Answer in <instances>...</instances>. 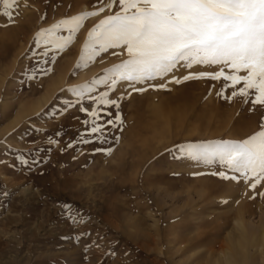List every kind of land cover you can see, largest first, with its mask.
<instances>
[{
  "label": "rangeland",
  "instance_id": "1",
  "mask_svg": "<svg viewBox=\"0 0 264 264\" xmlns=\"http://www.w3.org/2000/svg\"><path fill=\"white\" fill-rule=\"evenodd\" d=\"M96 2L14 4L9 20L4 15V0H0V153L7 152L0 155V264H82V250L70 239L74 226L62 211L64 204L74 213L79 210L90 215L93 234L104 237V247L88 253L89 264H210L208 253L222 249L238 259L237 243H251L252 238L259 241L264 234V196L259 194L264 183L253 190L242 178L222 179L212 174L221 170L218 164L178 159L174 150L184 142L237 140L229 136L226 123L232 112L238 116L248 109H262L252 108L239 96L229 100L217 95L223 91L221 81L191 79L143 93L121 84L116 94L125 97L121 103L123 131L111 154H84L97 144L80 153L60 152L64 141L82 130L73 117L84 118L75 108L52 117L73 99L65 90L92 80L124 56L110 50L75 70L87 32L103 18L100 14L86 17L62 51L53 53L49 45L45 55L43 43H34L35 35L65 18L92 11ZM44 68L50 71L41 73ZM215 70L194 66L191 72ZM187 71L180 68L175 75L182 77ZM237 102L245 107L234 108ZM34 128L47 129V135L62 128L66 135L36 172L13 170L4 161L15 164L13 156L19 153L9 147L27 156L29 150L47 146L45 133H36ZM216 182L218 190L211 193L210 185ZM4 192L10 195L5 197ZM239 204L244 205L245 233L234 222ZM109 242L115 255L105 258ZM246 250V264H264V244H247Z\"/></svg>",
  "mask_w": 264,
  "mask_h": 264
},
{
  "label": "snow or ice",
  "instance_id": "2",
  "mask_svg": "<svg viewBox=\"0 0 264 264\" xmlns=\"http://www.w3.org/2000/svg\"><path fill=\"white\" fill-rule=\"evenodd\" d=\"M12 6L9 0H4V15L9 20L12 19L9 11ZM97 14L103 18L87 32L75 70L87 67L89 62L110 50L113 55L124 58L92 80L65 90L73 99L53 112L52 117L68 114L75 108L84 114V118L73 117L82 130L64 141V146L59 149L62 154L70 150L80 153L91 144H97V147L88 148L84 154H111L112 146L120 139L118 133L123 131L121 103L125 97L123 93L116 94L121 84L133 92L143 93L191 79L221 81L223 91L217 95H224L229 100L239 96L253 108H264V0H110L108 4L97 0L92 11L39 29L34 43H43L45 55L49 45L53 53L62 51L73 41L86 17ZM51 59L55 61V54ZM44 63L47 65L49 61ZM194 66L216 70L193 73ZM180 68L188 70L187 74L176 76L175 72ZM40 71L47 74L50 69ZM229 89L231 96L227 95ZM34 131L45 133L47 146L29 150L27 156L21 150L9 147V151L19 153L13 156L15 164L4 161L13 170L20 168L27 174L36 172L49 161L53 148L66 135L62 128L51 135H47V129L34 128ZM4 144L7 146V138ZM174 150L178 159L218 164L221 170L212 174L222 179L238 181L242 178L253 190L264 183V117L260 130L243 140L184 142L176 145ZM0 155L6 156L7 152ZM36 174L43 175V172ZM259 194L264 196V191ZM3 195L7 197L10 193ZM62 211L74 226L70 239L82 250V264H89L88 253L94 248H103L104 237L99 232L93 234L89 227L90 215L79 210L74 213L68 204H64ZM114 255L115 249L109 242L104 256Z\"/></svg>",
  "mask_w": 264,
  "mask_h": 264
},
{
  "label": "bare ground",
  "instance_id": "3",
  "mask_svg": "<svg viewBox=\"0 0 264 264\" xmlns=\"http://www.w3.org/2000/svg\"><path fill=\"white\" fill-rule=\"evenodd\" d=\"M36 1H38V0H14V2H13V0H10L9 2L10 3H12L13 5L15 4V5H17V6H21V4L23 5L24 3H28L27 5H30V2H36ZM108 3H110V0H108L105 4H108ZM31 7V6H30ZM12 8H13V6H12ZM12 8H11V10H12ZM20 10V9H19ZM33 10H34V8H33ZM10 11V10H9ZM23 11V10H22ZM24 12V11H23ZM12 13H14L13 11H12ZM17 13V12H16ZM28 13V12H27ZM23 14V13H22ZM18 16L19 15H21V13L20 14H17ZM30 16V15H29ZM33 17V16H32ZM230 91V90H229ZM229 91H227V92H229ZM228 95V94H227ZM238 100V99H237ZM40 103V102H39ZM237 103H239V102H237ZM236 103V104H237ZM38 104V103H37ZM36 105V104H35ZM28 106V105H27ZM233 106H234V108H244L245 106H243V103H239V104H237V105H235L234 103H233ZM31 107V106H30ZM259 107V106H258ZM28 108V107H27ZM32 108V107H31ZM30 108V109H31ZM37 107H35V109H36ZM229 108H230V106H229ZM252 108H253V106H252ZM262 108V107H261ZM26 109V108H25ZM258 109V108H257ZM29 111V110H28ZM232 111V110H231ZM24 112V111H23ZM236 111H234V114H237V113H235ZM242 112H243V110H242ZM22 113V112H21ZM232 114H233V112H232ZM232 114H231V116H230V118H229V120H227L228 122H226V123H229V127H227L228 129H229V136L231 137V138H234V139H237V140H243V139H245V138H247L248 136H250V135H252V134H254L255 132H256V130L258 131V130H260V124H261V119H262V117H264V108H262V109H259V110H256V108H255V111L254 110H246L243 114H241V115H238V116H232ZM214 119V118H213ZM225 125H227V124H225ZM228 136V137H229ZM229 139V138H228ZM231 140V139H230ZM147 141V140H146ZM145 142V141H144ZM144 150V149H143ZM136 155H138V154H136ZM141 157V156H140ZM100 158V157H99ZM88 161V160H87ZM130 164V163H129ZM99 176V175H98ZM218 176V175H217ZM93 182V181H92ZM232 182V181H231ZM211 184H213V185H210L209 187H210V192L211 193H213V192H216V190H218V187H219V183H211ZM96 186V185H95ZM203 186H205V185H203ZM206 187V186H205ZM261 187H262V185H260L259 186V189H260V191L262 190L261 189ZM257 188H258V186H257ZM201 189V188H200ZM233 188L230 186V188H229V192H230V190H232ZM264 189V188H263ZM205 190H207L206 188H205ZM257 190V189H256ZM263 191V190H262ZM206 192V191H205ZM204 192V193H205ZM256 192V191H255ZM258 192V191H257ZM212 195V194H211ZM226 195V194H225ZM228 195V194H227ZM255 195H256V193H255ZM258 195V194H257ZM256 195V196H257ZM206 196H208V195H206ZM224 196V195H223ZM250 198V197H249ZM252 198V197H251ZM256 198H258V197H256ZM253 199H254V196H253ZM203 200V199H202ZM252 201H254V200H252ZM208 202V201H207ZM231 202V201H230ZM244 203V202H243ZM246 204V203H245ZM248 204V203H247ZM237 207V206H236ZM245 207H247L246 205H245ZM244 209V205L243 204H239V206L237 207V218L235 219V224H236V226L238 227V229H239V231H242V233H245L246 232V227H245V224H244V221L243 220H241V215H242V210ZM228 216V215H227ZM243 217V216H242ZM243 221V222H242ZM223 222V221H222ZM198 227V226H197ZM262 229V228H261ZM248 230V229H247ZM264 230H262V232H263ZM231 236L232 235V233H228V236ZM247 235V234H246ZM240 236V235H239ZM244 236V235H243ZM253 236H254V234H253ZM243 239V238H242ZM247 240V239H246ZM249 240V239H248ZM257 239H254V238H252L251 239V243H250V241L249 242H247V244L249 245V244H251L252 246H254V247H262L263 246V244H264V234H262L261 235V239H259L258 238V240L259 241H256ZM231 244V243H230ZM247 244L246 243H242V244H238L237 243V246H236V248L239 250H237L238 251V259H236V258H234V256H233V254H232V252L230 251H227V250H220L219 252H216V253H214V254H209L208 253V255H209V259H210V264H236L237 263V261L240 263V264H246L245 262H246V260H248V255H247V250H246V247H247ZM257 249V248H256ZM259 249V248H258ZM20 251V250H19ZM236 254V255H237ZM207 255V256H208ZM262 259V258H261ZM203 261V260H202ZM264 261V260H263ZM206 264H207V261H206ZM209 264V263H208Z\"/></svg>",
  "mask_w": 264,
  "mask_h": 264
}]
</instances>
